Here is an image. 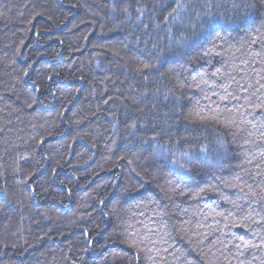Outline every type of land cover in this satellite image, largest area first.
<instances>
[{
	"label": "trees",
	"instance_id": "1",
	"mask_svg": "<svg viewBox=\"0 0 264 264\" xmlns=\"http://www.w3.org/2000/svg\"><path fill=\"white\" fill-rule=\"evenodd\" d=\"M162 2L116 0L113 11V0H0V264H209L218 240L254 239L231 220L205 218L231 207L223 196L237 198L222 181L243 174V135L220 123L185 127L199 98L193 77L220 58L204 57L205 43L159 71L144 67L175 48L156 28ZM206 2L191 0L193 18L205 10L232 18L230 0ZM141 4L148 9L138 21ZM153 136L212 152L180 186L187 195L173 191L162 159L142 147ZM133 232L159 243L132 248Z\"/></svg>",
	"mask_w": 264,
	"mask_h": 264
},
{
	"label": "snow or ice",
	"instance_id": "2",
	"mask_svg": "<svg viewBox=\"0 0 264 264\" xmlns=\"http://www.w3.org/2000/svg\"><path fill=\"white\" fill-rule=\"evenodd\" d=\"M230 3L233 9L231 19L207 10L195 12L193 18L191 0H163L160 17L162 23L156 24V28L166 31L169 44H175V48L169 47L168 51L172 53L170 56L161 50L157 63L144 67L159 71L161 63H178L190 54L192 48L198 45L204 48L205 43L211 46L204 48L203 56L220 58V67L211 72H202L198 80L193 77L199 98L184 117L185 127H206L209 123H220L233 129L235 135H243V143L240 145L243 150L242 161L239 166L243 174L236 173L230 181H222L224 187L237 190V198L223 196L224 203L231 207L221 211L210 208L205 218L222 217L231 220V226L247 229L254 239L233 234L238 241L236 243L218 240V244L223 247L216 248L215 252L209 249L212 257L209 264H264V0H230ZM115 5L116 0H113V11L116 10ZM212 6V0H207L204 7L207 9ZM130 7L125 5L122 9L129 18L132 15ZM147 9L148 6L143 4L136 8L138 21ZM152 11L154 13L155 9ZM144 27L147 28V25ZM197 28L201 31L196 32ZM173 29L179 33V39ZM189 32L195 38L190 37ZM221 33H236L242 39L233 44ZM208 37H212V40L209 41ZM217 41L223 43L218 44ZM206 63L211 66L210 60ZM169 94L174 95V91L170 90ZM132 127L135 128V125ZM180 143V140L161 143L153 136L151 143L144 140L142 147L147 145L154 155L162 159L168 174L174 177L169 181L173 191L187 195L180 186L194 180L196 166L208 164L212 152L203 143L197 145L186 141L183 147ZM218 143L223 145L222 140L218 139ZM209 191L222 195L216 187L200 189L201 193ZM198 227L203 228L204 224ZM125 242L132 248H138L146 242L159 243L152 241L151 235H137L135 232ZM257 252L261 255H257ZM149 259L154 260L155 257Z\"/></svg>",
	"mask_w": 264,
	"mask_h": 264
}]
</instances>
